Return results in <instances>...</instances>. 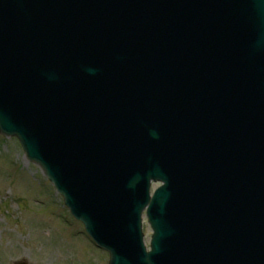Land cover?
Instances as JSON below:
<instances>
[{"label": "water", "instance_id": "95a60500", "mask_svg": "<svg viewBox=\"0 0 264 264\" xmlns=\"http://www.w3.org/2000/svg\"><path fill=\"white\" fill-rule=\"evenodd\" d=\"M0 134L109 264H264V0H0Z\"/></svg>", "mask_w": 264, "mask_h": 264}, {"label": "rangeland", "instance_id": "374dc122", "mask_svg": "<svg viewBox=\"0 0 264 264\" xmlns=\"http://www.w3.org/2000/svg\"><path fill=\"white\" fill-rule=\"evenodd\" d=\"M145 243L152 230L144 221ZM109 264L19 142L0 134V264Z\"/></svg>", "mask_w": 264, "mask_h": 264}]
</instances>
